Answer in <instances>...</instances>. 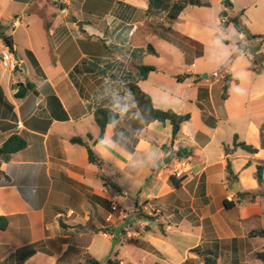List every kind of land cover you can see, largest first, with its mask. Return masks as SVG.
Returning a JSON list of instances; mask_svg holds the SVG:
<instances>
[{
  "label": "crops",
  "instance_id": "0c3cea01",
  "mask_svg": "<svg viewBox=\"0 0 264 264\" xmlns=\"http://www.w3.org/2000/svg\"><path fill=\"white\" fill-rule=\"evenodd\" d=\"M199 1L169 23L163 11L147 14L148 0H0V25L18 62L13 72L0 63V148L12 135L27 140L8 160L0 155V264H42L43 256L70 264L76 249L97 261L95 235L109 241L113 234L135 251L131 258L115 251L111 264H264L257 258L264 238L251 236L264 228V197L224 206L237 192L261 190L256 166L264 178V60L253 71L264 41L223 26L239 15L250 34H264V0ZM209 48L223 56L211 69ZM5 49L0 39V58ZM139 65L154 68L137 82L153 105L190 116L174 140L168 122L144 124L132 101ZM101 108L118 118L95 141ZM234 136L257 152L233 148ZM72 138L91 146L102 165L89 163ZM180 149L185 179L175 188L169 177ZM227 158L237 176L230 190ZM126 194L135 196L129 208L151 219L106 223L112 197L121 207Z\"/></svg>",
  "mask_w": 264,
  "mask_h": 264
},
{
  "label": "trees",
  "instance_id": "16d2710c",
  "mask_svg": "<svg viewBox=\"0 0 264 264\" xmlns=\"http://www.w3.org/2000/svg\"><path fill=\"white\" fill-rule=\"evenodd\" d=\"M188 4L193 5H200L201 2L199 0H183V1H175V0H148V8H147V14H152L154 11H163L166 13L167 21L169 23L175 21L177 17L180 15V13L184 10V8ZM225 6H228V3L224 2ZM229 24H232L235 28V30L238 33H243L248 40H259L264 41V34L261 35H253L250 34L247 29L242 25L241 19L239 15L236 16H228L223 21V26L226 27ZM6 28L2 25H0V39L9 49L10 52L14 54V42L11 35L5 33ZM186 40L192 44H196L193 41L186 38ZM240 47V44H238ZM148 49L150 53L156 55V52L152 49L151 46H148ZM242 50L241 47L239 49ZM31 59H33L31 57ZM256 63L253 65V71L256 73H259L262 68V60H264V55L261 57H256L254 59ZM34 65L36 66V62L33 60ZM137 69V77L136 81L129 84V91L132 96V101L136 105L140 116L143 119L144 124H148L153 121L160 122L162 124H165L168 122L171 126V135L172 140H174L180 133L181 126L188 122L190 120V116L188 114L186 115H179L174 113L171 110H161L159 108H156L149 95H147L145 92H143L139 86L137 85L138 81L145 80L148 74L152 71H154L153 67L145 66V65H139L136 67ZM190 75H184V76H178L176 79L178 81H182L186 78H189ZM32 88L31 85L27 84L25 88L19 89L17 92V96L21 97L25 93L26 89ZM226 97V86L223 87V94L222 98L225 99ZM118 118V115L114 112H112L110 109L101 108L96 110L94 114V119L96 124L99 127L100 133L95 141H100L103 138L104 129L107 125L113 123ZM261 130L264 131V125L261 126ZM73 144H79L86 148L87 150V157L88 162L96 165L97 167H100L102 165V160L98 158V156L93 152L91 146L87 145L85 142H83L80 138H72L70 140ZM27 145V140L23 137H20L18 135H12L10 136L1 146L0 152L2 154L3 160H8L9 157L24 149ZM233 148H239L242 151L248 153V154H255L257 152V149L254 148L251 145H248L244 142H238L237 136H234L233 142H232ZM227 151V150H226ZM187 156V152L183 149H180L176 153V157L178 160H182ZM226 173H227V180L229 183L235 182L237 180L236 174H234L231 166V161L229 158L226 159ZM101 180L103 181L104 186L107 189L114 190L119 192V188L111 182L108 178L104 176H100ZM254 178L257 181L258 185L260 186L261 190L256 193H250V192H237L235 194V200L234 201H227L224 200V206L227 209H230L234 207L237 204H240L243 201L249 202V203H255L258 197H264V178H262V166L258 165L256 166V171L254 173ZM185 179L184 176H181L180 178H175L174 176L169 177L170 184L178 188L183 180ZM8 181V179L6 178ZM136 213L140 217H144L146 219H151L147 215H145L141 209L137 208ZM1 219V218H0ZM4 225H0V229H3ZM251 236H259L264 238V228L261 230L254 232L251 234ZM257 258H259L262 263H264V252L258 253ZM86 263L88 264H98V262L94 259H91L89 257L85 258ZM107 264H111L110 261L107 262Z\"/></svg>",
  "mask_w": 264,
  "mask_h": 264
},
{
  "label": "rangeland",
  "instance_id": "374dc122",
  "mask_svg": "<svg viewBox=\"0 0 264 264\" xmlns=\"http://www.w3.org/2000/svg\"><path fill=\"white\" fill-rule=\"evenodd\" d=\"M228 40L230 44H235L236 36L235 35L230 36L228 37ZM206 58L208 64L207 67L211 69L212 67H214V65L218 64L223 59V56L220 57L218 55L217 50H215L214 48H209ZM227 185H228V189L230 190V183H228ZM133 200H135V196H133L132 194H126L125 200L121 202V208L123 210H128L129 206L132 203H134ZM135 217H140V216H138L136 213ZM126 233L127 232L123 233L124 237L126 236ZM115 251H117L118 254L122 257L131 258L134 254L135 247L131 243H125L122 239H120V241H116L114 238V234L111 237H109V241H106L100 235H95V242L90 250V254L94 255V257L97 259L99 264H106L107 258L113 257ZM69 255L71 256L70 264H88L85 261V258L88 256L84 255L83 252H80L77 249L74 251L70 250ZM42 264H53V263L50 258L43 256Z\"/></svg>",
  "mask_w": 264,
  "mask_h": 264
},
{
  "label": "built area",
  "instance_id": "2783aa9c",
  "mask_svg": "<svg viewBox=\"0 0 264 264\" xmlns=\"http://www.w3.org/2000/svg\"><path fill=\"white\" fill-rule=\"evenodd\" d=\"M18 24L17 21L13 23L14 26ZM0 63L3 68L13 72L18 67V62L15 57V55L9 51V49L6 47V49L2 52ZM173 176L175 178H180L183 174L182 171V162L181 160H176V162L172 166ZM72 214V212H70ZM136 216V207H131L128 210H123L119 205V198L118 196H113L110 202V209L105 217L106 223H113L115 219L117 220H124L127 217ZM146 227V224L144 221H141L140 223V229H144ZM104 236H107V233H103Z\"/></svg>",
  "mask_w": 264,
  "mask_h": 264
},
{
  "label": "water",
  "instance_id": "95a60500",
  "mask_svg": "<svg viewBox=\"0 0 264 264\" xmlns=\"http://www.w3.org/2000/svg\"><path fill=\"white\" fill-rule=\"evenodd\" d=\"M223 16H226V14L223 13ZM78 25L80 26L81 24L79 23ZM0 155H1V152H0ZM172 158H173V154L171 153V154L168 156V158H167V160H166V163H167V164L170 163V161L172 160ZM232 188H233V190H234L235 192H237L236 183H233Z\"/></svg>",
  "mask_w": 264,
  "mask_h": 264
},
{
  "label": "clouds",
  "instance_id": "9594fccd",
  "mask_svg": "<svg viewBox=\"0 0 264 264\" xmlns=\"http://www.w3.org/2000/svg\"><path fill=\"white\" fill-rule=\"evenodd\" d=\"M242 37H243V34H242Z\"/></svg>",
  "mask_w": 264,
  "mask_h": 264
}]
</instances>
